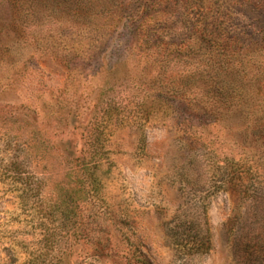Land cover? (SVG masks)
Wrapping results in <instances>:
<instances>
[{
	"label": "rangeland",
	"instance_id": "374dc122",
	"mask_svg": "<svg viewBox=\"0 0 264 264\" xmlns=\"http://www.w3.org/2000/svg\"><path fill=\"white\" fill-rule=\"evenodd\" d=\"M44 5L31 34L71 62L42 44L0 68V157L23 150L44 187L29 208L0 179V264L37 256L45 234L39 264H264V0ZM116 16L125 27L100 29ZM192 80L211 109L177 97ZM95 145L93 184L81 158ZM187 219L207 254L174 245Z\"/></svg>",
	"mask_w": 264,
	"mask_h": 264
},
{
	"label": "trees",
	"instance_id": "16d2710c",
	"mask_svg": "<svg viewBox=\"0 0 264 264\" xmlns=\"http://www.w3.org/2000/svg\"><path fill=\"white\" fill-rule=\"evenodd\" d=\"M44 3L45 0H0V68H2L1 66H3L4 63H15V57H19V61L22 60L23 64L21 68H25L26 65L33 60V51L40 47L42 48V44L45 46L44 50L50 51V53L55 55L62 63L69 65L71 62L69 60V54H63V52H61L62 50H60L58 46H53L47 38H37L34 34H31L32 26H35V23L41 20L40 13L44 12ZM55 4L57 7L61 6V2L59 1H56ZM62 7L65 6L63 5ZM58 11L60 12V10ZM68 23L71 24L72 22L64 21L62 26L67 27V25H69ZM99 23H102L101 30L110 31L112 33L119 26L125 27L122 19L117 16L108 20H100ZM59 38L62 39V36L60 35L57 37L55 42L58 44L63 43ZM134 39L132 46L135 45L133 47H139L143 39L138 36V34H135ZM169 50H171V46L168 47V51ZM69 52L75 53L76 51L72 49L69 50ZM155 55H157V51L150 50V57L154 58V60L156 58ZM128 59L129 58H127V60ZM189 84L195 95H190L189 98L187 97L184 98L185 100H182L183 98L180 94V90L176 92V94L179 95L177 97H180L179 100L181 99L180 101L186 104H194L211 109L210 107L214 105L213 98H206L202 95H198L199 88H197L198 86L193 80L192 82L190 81ZM160 102L162 107L165 106L163 100ZM215 116L218 117L221 115L217 114ZM103 152L104 148L102 146H91L81 158V162H86L83 166L86 168L87 177L95 181L93 184H96L95 175L100 168ZM0 165V179L2 181H4L3 177L8 179V183L15 188L14 190L18 194V199L22 206L30 208L34 205L35 201L40 200L44 190L43 182L36 176L31 166L28 165L23 150L15 146H8L6 143L2 156L0 157ZM232 171L240 173L237 169ZM34 180L36 181L35 185L33 183ZM171 232L173 235H171V237L179 241L174 245L187 252L188 255L207 254L210 251L211 242L209 231L203 232L199 229L194 219H187L179 222V224L172 228ZM40 242L42 248L39 250L37 256L26 260L23 264H39L43 261L45 256H48L50 252L54 251V235L45 234Z\"/></svg>",
	"mask_w": 264,
	"mask_h": 264
}]
</instances>
